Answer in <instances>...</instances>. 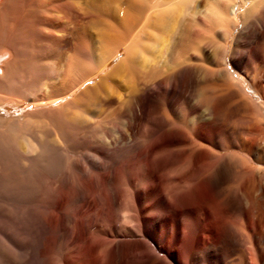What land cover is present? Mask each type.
<instances>
[{"label":"bare ground","instance_id":"6f19581e","mask_svg":"<svg viewBox=\"0 0 264 264\" xmlns=\"http://www.w3.org/2000/svg\"><path fill=\"white\" fill-rule=\"evenodd\" d=\"M119 1L0 0V264H264V0Z\"/></svg>","mask_w":264,"mask_h":264},{"label":"rangeland","instance_id":"374dc122","mask_svg":"<svg viewBox=\"0 0 264 264\" xmlns=\"http://www.w3.org/2000/svg\"><path fill=\"white\" fill-rule=\"evenodd\" d=\"M104 1L105 2L100 1V0H98V1L92 0V3H93L92 5L96 6V5H100L102 3H107V5H109V6L113 7V8H117V9H114L112 11L116 12L115 15L120 18L121 15L123 14L122 10H124V5L122 7H120L121 2L119 0H104ZM79 4H80V7L82 9H87L89 7L87 2H82V3L80 2ZM92 19L96 23V28L100 29V31H101V30H103L102 28H107V26H108L109 14H108V12L105 13L101 9L99 10V12L97 14V10L95 9V15H94V17ZM83 24H84L83 23V19H80V25H77L76 33L73 35V37L76 40H79L82 45L85 44V43H83V40L86 39L85 36L87 35V31H88L87 24H85V25H83ZM71 34H73V33L71 32ZM97 37L99 38V36L98 35L96 36V40H98ZM64 62H65V60H64ZM52 63L55 64L56 68H58V66H60V64H63V62H61L60 60H53ZM240 78H242L244 80V82L247 83L248 79L245 76H243L241 74ZM47 82H48V85H49L48 87H50L52 89H55V88H58V87H59V89H62V86L66 82L64 80V73L61 72V74L58 75V78H55L53 76V74L51 75V73H50L49 77L47 78Z\"/></svg>","mask_w":264,"mask_h":264}]
</instances>
